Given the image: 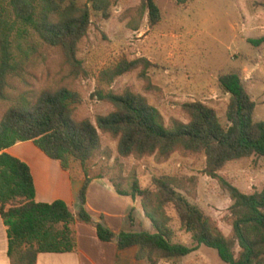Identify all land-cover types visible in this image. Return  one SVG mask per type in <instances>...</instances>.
Here are the masks:
<instances>
[{"label":"trees","instance_id":"trees-1","mask_svg":"<svg viewBox=\"0 0 264 264\" xmlns=\"http://www.w3.org/2000/svg\"><path fill=\"white\" fill-rule=\"evenodd\" d=\"M94 8L102 12V7ZM148 17L151 28L162 14L156 0H143L139 17ZM91 26L88 6L78 0H0V101H9L0 120V219L7 228L8 257L11 264H37L40 254H66L78 250L76 224L94 225L100 241L115 242L123 251L137 248L136 259L147 264L185 258L201 246L214 249L227 264H264V188L246 194L220 173L231 162L252 157L264 158V122L255 121L257 104L237 72L224 74L219 86L230 96L223 124L217 111L202 103L184 105L187 122L166 125L157 108L132 91L116 94L99 90L100 101L114 110L97 116L96 122L78 120L74 110L82 104L79 93L68 87L44 90L38 95L20 93L12 98L15 81H24L41 54L50 49L61 51L67 63L79 65V45ZM264 45V37L251 40ZM141 61H123L104 73L101 81L111 85L133 72ZM101 133L117 141L122 158L155 156L167 161L176 152L203 154L207 176L218 181L232 202V235L226 236L211 217L190 199L183 182L171 176L154 178L153 187L142 189L119 175L109 183L122 197L140 199L145 217L154 232L114 233L95 223L86 210L91 183L88 165L102 152ZM32 142L48 158L60 163L72 179L76 166L82 168L84 183L80 210L76 215L63 201L38 203L32 171L28 164L6 150L19 143ZM175 212L179 230L191 236L192 246L175 242L172 227ZM130 224H135L133 211Z\"/></svg>","mask_w":264,"mask_h":264},{"label":"rangeland","instance_id":"rangeland-1","mask_svg":"<svg viewBox=\"0 0 264 264\" xmlns=\"http://www.w3.org/2000/svg\"><path fill=\"white\" fill-rule=\"evenodd\" d=\"M142 3L143 0H78V5L88 6L91 13L90 29L77 53L79 65L67 63L57 49L46 50L31 66L25 80L14 82L11 97L68 87L78 92L83 101L75 108L74 117L95 123L97 116L114 110L99 100V90L116 94L129 90L157 108L166 125L187 122L184 105L189 103L212 107L226 124L230 96L218 81L224 74L237 72L257 104L255 121L264 122V45L255 47L250 43L264 37V0H156L162 19L154 28L149 26L147 16L139 17ZM95 4L103 11H96ZM123 61L141 62L136 70L111 85L101 81L104 73ZM10 104L0 101V120ZM100 135L102 152L88 165L91 177L101 175L109 182L119 181L122 175L129 184L138 181L142 189L152 188L154 178L176 177L183 182L192 202L225 235H232V202L218 181L206 175L203 154L176 152L163 162L155 156L122 158L117 152V141ZM72 172L78 178L83 175L80 166ZM220 175L246 194L261 191L264 158L231 162ZM135 202L141 205L140 199ZM170 214L175 242L192 246L191 236L179 230L175 212ZM160 264L227 263L216 250L201 246L185 258Z\"/></svg>","mask_w":264,"mask_h":264},{"label":"crops","instance_id":"crops-1","mask_svg":"<svg viewBox=\"0 0 264 264\" xmlns=\"http://www.w3.org/2000/svg\"><path fill=\"white\" fill-rule=\"evenodd\" d=\"M6 152L29 165L38 203L63 201L76 215L78 214L83 179H72L70 173L64 171L58 161L48 158L32 142L19 143ZM86 210L95 223L103 224L116 234L151 232V229H154L145 217L140 203L120 196L105 179H96L91 183L87 192ZM132 211L135 218L133 226L129 221ZM76 234L78 241L76 252L40 254L37 264H146L136 259L137 248L121 251L115 242L100 241L94 225L78 222ZM0 264H11L8 257L7 228L2 219H0Z\"/></svg>","mask_w":264,"mask_h":264}]
</instances>
